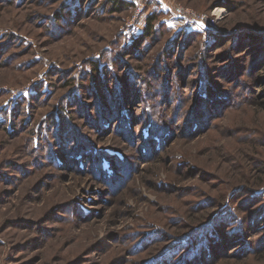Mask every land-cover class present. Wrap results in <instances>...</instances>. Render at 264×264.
<instances>
[{
    "label": "rangeland",
    "instance_id": "rangeland-1",
    "mask_svg": "<svg viewBox=\"0 0 264 264\" xmlns=\"http://www.w3.org/2000/svg\"><path fill=\"white\" fill-rule=\"evenodd\" d=\"M122 2L0 0V264H264V0Z\"/></svg>",
    "mask_w": 264,
    "mask_h": 264
},
{
    "label": "trees",
    "instance_id": "trees-1",
    "mask_svg": "<svg viewBox=\"0 0 264 264\" xmlns=\"http://www.w3.org/2000/svg\"><path fill=\"white\" fill-rule=\"evenodd\" d=\"M112 2H114V0H112ZM115 2L119 5H121L123 3L122 0H115ZM156 19H157V15H155V14H151L148 16L146 28L134 41L135 42L134 47H136L139 44V41H141L142 37L149 36L151 33H153V29L155 28L154 23H155Z\"/></svg>",
    "mask_w": 264,
    "mask_h": 264
},
{
    "label": "built area",
    "instance_id": "built-area-1",
    "mask_svg": "<svg viewBox=\"0 0 264 264\" xmlns=\"http://www.w3.org/2000/svg\"><path fill=\"white\" fill-rule=\"evenodd\" d=\"M176 11V15L179 16L180 18H182L184 21L188 22V23H202L205 22L204 18H200L199 15L193 14L190 15L191 12H189V10H186V8H182V7H177L175 8Z\"/></svg>",
    "mask_w": 264,
    "mask_h": 264
}]
</instances>
